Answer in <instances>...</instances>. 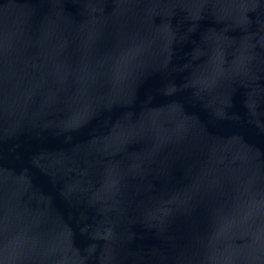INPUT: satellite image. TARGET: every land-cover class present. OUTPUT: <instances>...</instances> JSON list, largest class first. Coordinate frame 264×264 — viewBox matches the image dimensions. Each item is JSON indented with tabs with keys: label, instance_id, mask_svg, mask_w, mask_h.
<instances>
[{
	"label": "water",
	"instance_id": "95a60500",
	"mask_svg": "<svg viewBox=\"0 0 264 264\" xmlns=\"http://www.w3.org/2000/svg\"><path fill=\"white\" fill-rule=\"evenodd\" d=\"M0 264H264V0H0Z\"/></svg>",
	"mask_w": 264,
	"mask_h": 264
}]
</instances>
